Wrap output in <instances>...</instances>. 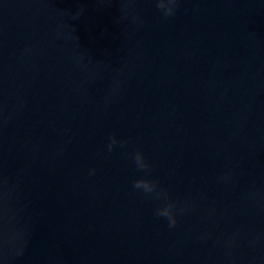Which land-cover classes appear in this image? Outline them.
I'll return each instance as SVG.
<instances>
[{
    "label": "water",
    "instance_id": "obj_1",
    "mask_svg": "<svg viewBox=\"0 0 264 264\" xmlns=\"http://www.w3.org/2000/svg\"><path fill=\"white\" fill-rule=\"evenodd\" d=\"M0 264H264V0H0Z\"/></svg>",
    "mask_w": 264,
    "mask_h": 264
},
{
    "label": "clouds",
    "instance_id": "obj_2",
    "mask_svg": "<svg viewBox=\"0 0 264 264\" xmlns=\"http://www.w3.org/2000/svg\"><path fill=\"white\" fill-rule=\"evenodd\" d=\"M135 163L137 168L145 175H149L152 171L151 166L142 160V157L139 153H137L135 156ZM132 187L133 189L137 190L142 196L151 198L155 201H167L168 199L167 191L162 187H159L157 183H148L142 180H137L132 183ZM174 212L175 205L172 203H167L163 208L156 209L154 214L157 217L167 218L168 226L171 228L176 224Z\"/></svg>",
    "mask_w": 264,
    "mask_h": 264
}]
</instances>
